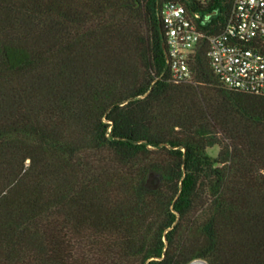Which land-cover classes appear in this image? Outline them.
Returning <instances> with one entry per match:
<instances>
[{
  "label": "trees",
  "instance_id": "1",
  "mask_svg": "<svg viewBox=\"0 0 264 264\" xmlns=\"http://www.w3.org/2000/svg\"><path fill=\"white\" fill-rule=\"evenodd\" d=\"M169 1L234 2L0 0V264H264V93L173 82Z\"/></svg>",
  "mask_w": 264,
  "mask_h": 264
},
{
  "label": "built area",
  "instance_id": "2",
  "mask_svg": "<svg viewBox=\"0 0 264 264\" xmlns=\"http://www.w3.org/2000/svg\"><path fill=\"white\" fill-rule=\"evenodd\" d=\"M160 14L173 82L194 80L192 56L207 37L212 67L226 85L264 93V0H234L223 30L213 35H206L200 28L202 13H188L179 1L165 3ZM187 264L210 263L205 258H195Z\"/></svg>",
  "mask_w": 264,
  "mask_h": 264
},
{
  "label": "rangeland",
  "instance_id": "3",
  "mask_svg": "<svg viewBox=\"0 0 264 264\" xmlns=\"http://www.w3.org/2000/svg\"><path fill=\"white\" fill-rule=\"evenodd\" d=\"M218 151H219V148L218 147H215V148H212V149H209V153L216 156L218 154Z\"/></svg>",
  "mask_w": 264,
  "mask_h": 264
},
{
  "label": "water",
  "instance_id": "4",
  "mask_svg": "<svg viewBox=\"0 0 264 264\" xmlns=\"http://www.w3.org/2000/svg\"><path fill=\"white\" fill-rule=\"evenodd\" d=\"M164 47H165V44H164Z\"/></svg>",
  "mask_w": 264,
  "mask_h": 264
}]
</instances>
